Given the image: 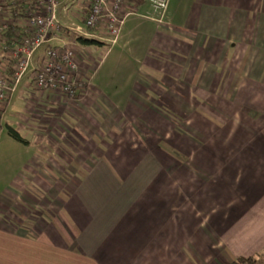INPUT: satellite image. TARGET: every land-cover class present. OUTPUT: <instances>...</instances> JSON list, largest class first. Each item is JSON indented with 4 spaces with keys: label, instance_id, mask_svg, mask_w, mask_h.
I'll use <instances>...</instances> for the list:
<instances>
[{
    "label": "crops",
    "instance_id": "0c3cea01",
    "mask_svg": "<svg viewBox=\"0 0 264 264\" xmlns=\"http://www.w3.org/2000/svg\"><path fill=\"white\" fill-rule=\"evenodd\" d=\"M125 10L101 65L79 42V97L26 78L11 97L5 131L33 154L1 193L0 264L264 254V0H170L162 22L150 0Z\"/></svg>",
    "mask_w": 264,
    "mask_h": 264
},
{
    "label": "built area",
    "instance_id": "2783aa9c",
    "mask_svg": "<svg viewBox=\"0 0 264 264\" xmlns=\"http://www.w3.org/2000/svg\"><path fill=\"white\" fill-rule=\"evenodd\" d=\"M169 1L150 0L158 22L164 20ZM66 2L0 0V136L11 97L25 78L36 90L66 98L84 93L78 37L113 43L128 16V0H84L82 16H75L80 24L68 25L61 18Z\"/></svg>",
    "mask_w": 264,
    "mask_h": 264
},
{
    "label": "rangeland",
    "instance_id": "374dc122",
    "mask_svg": "<svg viewBox=\"0 0 264 264\" xmlns=\"http://www.w3.org/2000/svg\"><path fill=\"white\" fill-rule=\"evenodd\" d=\"M83 2L84 0H67L65 9L61 12L62 21L68 25H71L72 23H74V26L79 25L80 22L75 16H82L83 10L79 8H83ZM89 46L93 51V58L95 59L93 68H96L98 64L101 65L104 62V55L107 53L109 46H105L104 49H102L103 47L100 49L97 48L96 46L99 45L96 44H90ZM104 73L100 74L103 75ZM97 77L98 75H95V77L93 76V81ZM124 83H110L108 89L113 93L117 87L119 90L118 92L125 96L126 92L129 90V86L126 82ZM14 98H17V96ZM3 132L4 133L0 136V197L1 193H3L2 191L10 189L12 182L22 181L21 175L18 174L22 169L23 161L27 156L33 154V152L26 154L27 149L25 148V145L11 138L7 131H5V128L3 129Z\"/></svg>",
    "mask_w": 264,
    "mask_h": 264
},
{
    "label": "trees",
    "instance_id": "16d2710c",
    "mask_svg": "<svg viewBox=\"0 0 264 264\" xmlns=\"http://www.w3.org/2000/svg\"><path fill=\"white\" fill-rule=\"evenodd\" d=\"M128 2L130 4L143 5L147 2V0H128ZM11 36H13V34ZM78 41L83 45L99 43V41L96 39H89L81 36L78 37ZM6 131L8 135L14 140L24 144L27 143V141L20 135V133L11 126H7ZM232 264H264V254L262 253L259 254L258 256H253L248 258H240L232 262Z\"/></svg>",
    "mask_w": 264,
    "mask_h": 264
}]
</instances>
